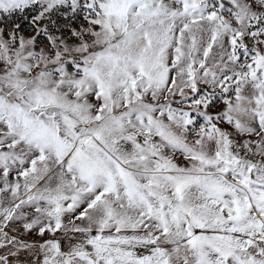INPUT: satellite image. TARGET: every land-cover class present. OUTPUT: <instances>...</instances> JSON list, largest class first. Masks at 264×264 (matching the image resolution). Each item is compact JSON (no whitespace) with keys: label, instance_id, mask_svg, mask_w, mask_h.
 Instances as JSON below:
<instances>
[{"label":"snow or ice","instance_id":"1","mask_svg":"<svg viewBox=\"0 0 264 264\" xmlns=\"http://www.w3.org/2000/svg\"><path fill=\"white\" fill-rule=\"evenodd\" d=\"M0 264H264V0H0Z\"/></svg>","mask_w":264,"mask_h":264}]
</instances>
